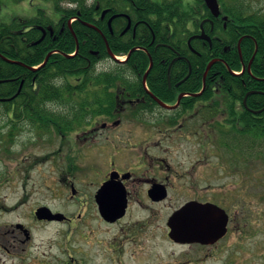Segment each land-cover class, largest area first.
<instances>
[{
    "label": "flooded vegetation",
    "instance_id": "af4514ba",
    "mask_svg": "<svg viewBox=\"0 0 264 264\" xmlns=\"http://www.w3.org/2000/svg\"><path fill=\"white\" fill-rule=\"evenodd\" d=\"M152 1L160 4L163 0ZM131 5L132 9L127 7L118 12L96 4V24L93 23L96 28L93 30L107 52L108 47L110 49L109 39H128L126 54L130 55L123 59V64L129 63L133 54L142 52V60L148 62L142 74H113L112 77L116 78L110 80V85L103 84L102 74L93 69L96 62L85 66L88 72L56 79L61 84L72 86V90H66L73 94L70 101L82 97V106L78 107L80 120L74 124L75 129L59 137L62 147L54 152L57 157L63 156L65 169L61 171L62 181H66L70 199L79 210L76 199L80 193L86 194L88 199L82 202L87 206L94 203L99 221L109 226L124 222L125 228H120L125 233L123 240L138 246L135 248L138 254H143L151 223L157 218L149 214L154 216L158 209H170L158 236L169 246L183 248L181 251H186V254H197V257L188 258L180 264L206 263L221 252L232 230L245 234L246 211L240 201V210L235 209L237 207L230 199L229 187L236 180L240 181L239 185H246L245 176L248 174L245 169L231 168L229 160L214 153V145H222L228 138L234 139L227 133L233 125H260L264 102L258 97L264 96V75L254 71L264 69V53L260 52V44H264L261 31L264 29L257 19L251 21L246 16L241 19L236 17L237 14L227 3L217 16L210 11L190 12L181 23L182 32L176 30L175 19L165 22L166 12H161V22L150 26L142 16L133 17L137 13L133 11L140 9L133 2ZM82 25L86 26L83 21ZM29 29L31 26L23 28L20 34ZM38 31L39 38L34 42L40 40L36 44L32 42L31 47L41 44L47 37L59 39L65 34V26L38 27ZM22 43L25 42L20 41L18 45ZM56 52L59 51L50 49L47 54L51 57ZM202 54H207L209 61H216L205 74L206 64L198 82L196 70ZM87 62L90 60L87 59ZM155 62L161 67V74H152ZM149 64L151 68L146 74ZM21 82L23 86L24 80ZM30 85L32 92L37 94V73ZM102 92L111 95L110 103L101 104ZM5 106L11 111L15 108V104ZM6 107L1 108L6 110ZM7 116L11 119L10 125L15 120L10 113ZM184 143L186 147L181 152L180 146ZM187 145L191 147L188 150ZM214 157H218L219 161L215 162ZM236 159L244 164L241 158ZM77 174L82 186L92 189L90 194L79 191L74 185L73 179ZM106 185L114 199L121 204L126 203L123 216L113 222L102 218L96 202V195ZM188 203L196 207L215 205L220 209L216 210L219 216L216 222L198 228L203 230L196 235L198 241L177 242L170 237L168 218ZM39 207L36 206L35 210ZM35 210V220L48 223L47 220H38ZM137 212L147 213L148 217L134 216ZM63 215L61 223L68 227L76 223L79 225L80 218H84L82 212L75 218ZM5 228V232L0 233V252L16 253L20 246L30 243L32 236L26 225L16 222ZM221 230L225 233L217 238L214 232ZM69 257L70 262L78 264L76 259ZM140 257L142 259V255Z\"/></svg>",
    "mask_w": 264,
    "mask_h": 264
},
{
    "label": "rangeland",
    "instance_id": "374dc122",
    "mask_svg": "<svg viewBox=\"0 0 264 264\" xmlns=\"http://www.w3.org/2000/svg\"><path fill=\"white\" fill-rule=\"evenodd\" d=\"M224 1L232 3V0ZM239 2L251 11H264V0H236ZM39 9L50 14V4L42 0H0V20L8 21L14 16L32 18ZM254 13L264 16V12ZM115 66L105 61L100 68L107 70ZM8 124L7 115L0 110V233L5 232L10 223L19 222L29 228L32 238L26 246H20L19 252H0V264H65L71 261L69 256L78 264H180L197 257V254L182 252L183 248L169 246L158 236L170 211L167 208L156 210L154 216L149 214L157 218L151 223L143 254H138L135 249L138 246L123 240L125 233L120 228H125L124 222L109 226L99 221L94 203L87 206L82 202L88 199L86 194L80 193L76 199L81 211L70 199L69 187L61 175L65 169L63 156L57 157L54 153L62 147V141L48 135L37 142L34 131L26 127L18 134ZM230 135L234 139H225L226 144L219 148L214 145V153L223 155L232 168L245 169L248 174L246 185H239L240 181L236 180L229 187L235 209L240 210V201L246 211L245 234L232 230L221 252L213 260L199 264H264V140L235 133L232 129ZM185 147V143L180 146L181 152ZM187 147V150L191 148ZM238 157L244 164L238 162ZM214 160L219 161L218 157ZM80 179L77 174L74 185L79 191L90 194L92 189H85ZM36 206H47L53 212L74 218L82 212L84 218H80L79 225L69 227L62 223L38 222L33 216ZM147 215L144 212L134 214L144 218Z\"/></svg>",
    "mask_w": 264,
    "mask_h": 264
},
{
    "label": "trees",
    "instance_id": "16d2710c",
    "mask_svg": "<svg viewBox=\"0 0 264 264\" xmlns=\"http://www.w3.org/2000/svg\"><path fill=\"white\" fill-rule=\"evenodd\" d=\"M49 2L52 6L49 15L44 10H39L38 14L32 18L18 17L13 18L8 22L0 21V54L10 60L20 61L28 66H36L40 64L47 52L50 49H57L59 52L53 54L47 64L34 72L38 74L39 78V92L34 94L32 92L31 79L35 75L33 72L25 68L9 64L0 58V97L5 98L12 95L21 80H24L21 92L12 103L0 104L5 105L15 104V108L11 109L6 107V112H12L16 120L27 121L36 123V128L39 131L51 134L62 135L68 130L75 129L74 124L80 120L79 106H82L81 99L75 98L74 102L70 101L73 94H66V90H72V86L68 83L57 84V78L69 74H82L88 72L85 66L89 63L94 64L99 60H106L109 56L104 47L102 40H99L98 34L90 28L82 25V21L86 23H95V6L100 4L103 8L110 7L118 12H123L127 7L132 9L131 2L140 11L134 10L133 17H143L150 26L161 22V12H166L165 22L175 19L177 23L176 30L182 32V24L185 19L189 17L190 12H207V9L202 3V0H163L162 3L152 0H42ZM97 1H100L97 3ZM64 5H69L65 7ZM116 6V9H115ZM241 6V7H240ZM240 6L232 7L233 13L237 14L236 17H247V20H259L262 28L264 29V18L257 14L249 16L245 9L247 6L241 2ZM241 9V10H240ZM242 11V12H240ZM171 12H175L173 15ZM73 17H78L76 21L71 24V27L78 39L79 48L77 54L73 57H65L62 53L67 55L73 54L76 49V42L72 33L67 28V22ZM240 18V19H241ZM56 23V25H55ZM96 24V23H95ZM58 25V26H57ZM65 26V34L59 39L53 40V37H47L45 40L35 46L31 47L30 44L39 38L38 27H59ZM27 32L20 34L23 28H28ZM264 35V30L261 31ZM151 39V38H150ZM20 41H24L18 45ZM128 39L115 41L109 39L108 43L111 51L116 55L127 53L128 48L126 42ZM260 52L264 53V44H260ZM142 52L133 54L131 61L126 65H117L109 71H101L103 84L111 83L113 74L121 75L126 73H140L142 74L147 65V61H143ZM87 59L90 62H87ZM210 57L207 54H202L198 59V67L196 75L198 82L202 72L209 62ZM89 68V67H88ZM91 69V67L89 68ZM153 73H162L161 67H158L155 62L151 70ZM259 75H264V69L254 71ZM107 74V76L105 74ZM86 78V75L84 76ZM121 79V78H119ZM56 82V83H55ZM108 87H105L107 89ZM200 86L198 87V89ZM82 89V87L80 88ZM79 89V90H80ZM260 101L264 102V96L258 97ZM73 99V98H72ZM111 95L107 92H102L101 104L110 103ZM46 102L57 103L56 108L46 107ZM64 104V106H60ZM251 104V103H249ZM264 103H262L263 105ZM68 106V109H66ZM20 107V108H17ZM73 115V118H72ZM260 125L239 128L233 125L231 129L235 133L245 134L253 138L259 137L264 140V112L262 115ZM51 133V134H50Z\"/></svg>",
    "mask_w": 264,
    "mask_h": 264
},
{
    "label": "water",
    "instance_id": "95a60500",
    "mask_svg": "<svg viewBox=\"0 0 264 264\" xmlns=\"http://www.w3.org/2000/svg\"><path fill=\"white\" fill-rule=\"evenodd\" d=\"M205 6L207 9L212 12L214 16H217L220 12L219 10V4L217 0H203ZM111 20L109 21L110 25ZM88 27H93L92 25L84 23ZM70 27V26H69ZM76 49H78V45L76 46ZM111 57L114 58L113 54L110 53ZM1 56V55H0ZM49 55L45 58V61L42 65H44L48 60ZM67 57H71L67 55ZM1 58L9 63H14L17 65H22L20 62H13L10 61L3 56ZM215 60L211 61L205 70L206 72L210 69V67L213 65ZM151 65L149 69L147 70L146 74L150 70ZM30 70H35V68L29 67ZM159 104L163 106V104L157 100ZM111 191L106 186H103V189L101 190V193L96 195V202L98 205V209L100 212V215L103 217L104 220L113 222L116 219L120 218L124 214L126 203L123 202L121 204V201L114 199L111 195ZM218 210L215 206H201L196 207L193 203H188L176 212L173 213V215L169 218V226L171 227L170 236L177 240V241H198V237L196 236L197 233H201L203 230H199L198 228L201 225L204 224H211L212 222H216L217 216H219L216 212ZM36 216L39 220H61L62 215L61 214H52L51 211L47 208H39L36 211ZM201 229V228H200ZM225 230H221L219 232H214L217 238L221 237L224 234ZM209 233V232H208ZM215 238V240L217 239Z\"/></svg>",
    "mask_w": 264,
    "mask_h": 264
},
{
    "label": "bare ground",
    "instance_id": "6f19581e",
    "mask_svg": "<svg viewBox=\"0 0 264 264\" xmlns=\"http://www.w3.org/2000/svg\"><path fill=\"white\" fill-rule=\"evenodd\" d=\"M105 47V46H104ZM14 61H16V60H14Z\"/></svg>",
    "mask_w": 264,
    "mask_h": 264
}]
</instances>
